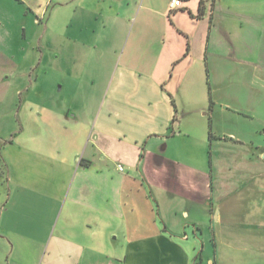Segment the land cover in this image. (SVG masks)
Wrapping results in <instances>:
<instances>
[{
	"label": "crops",
	"instance_id": "0c3cea01",
	"mask_svg": "<svg viewBox=\"0 0 264 264\" xmlns=\"http://www.w3.org/2000/svg\"><path fill=\"white\" fill-rule=\"evenodd\" d=\"M170 1L0 0V264H193L196 241L258 238L257 212L168 149L190 112L213 147L231 103L264 105L226 100L263 58L264 0ZM206 82L208 101L178 102Z\"/></svg>",
	"mask_w": 264,
	"mask_h": 264
},
{
	"label": "rangeland",
	"instance_id": "374dc122",
	"mask_svg": "<svg viewBox=\"0 0 264 264\" xmlns=\"http://www.w3.org/2000/svg\"><path fill=\"white\" fill-rule=\"evenodd\" d=\"M238 1L253 3L259 0ZM48 15L49 13H47L46 18ZM258 50L263 53V58L255 59L254 57L252 59L256 63L255 69L250 68V75L247 76L246 84L242 85L237 82L242 87L233 84L234 88L226 92L228 102L234 101V97L240 95L244 102L258 98V100L262 99L264 104V89L260 80L261 76L264 75V41ZM43 83H45L46 88H50L51 92V74L45 76ZM209 89L206 82L204 89L195 91L191 99L182 101L178 97V102L193 110L204 101L209 100ZM180 107L183 109L182 105ZM258 107L257 113H255L254 108L248 109L247 107L244 108L243 112H236L233 103H231V106H228L225 111V115L227 119L231 117L232 119H229L232 121L220 123V127L226 132L221 133L220 137L222 138L213 139L215 143L213 147L210 146V139L207 138L206 142H203L200 136L201 133L203 134L210 129L208 116L204 114L208 110L202 111L199 110L200 108L196 112H190L180 118L182 123L179 130H182L183 133H189V136L183 135L175 141H170L168 153H172L174 157H180L182 161L192 167L202 168L208 172V178L215 188L216 198L222 199L225 195H229L233 201L230 209L235 211L239 210L240 207L245 212H257L259 216L256 226L247 227L248 233L254 232L258 235V240L249 235V239L253 241L249 240L247 246H239L236 243L230 248L225 247L217 239L218 244H211L205 251H202L201 240L196 241L197 250L193 252V264L196 262L208 264L209 258L216 260L217 264H264V105ZM15 112L13 108L8 106L2 108L0 112V115L4 116V119L0 120V131H3L4 135L10 134L15 126ZM217 125L218 123H215L214 126ZM211 126L213 125L211 124ZM229 131L236 136L230 139ZM173 149L175 151H172ZM225 182L228 185L226 188L222 186ZM222 209L224 210V206ZM193 228V224L188 228L192 240L195 238Z\"/></svg>",
	"mask_w": 264,
	"mask_h": 264
},
{
	"label": "built area",
	"instance_id": "2783aa9c",
	"mask_svg": "<svg viewBox=\"0 0 264 264\" xmlns=\"http://www.w3.org/2000/svg\"><path fill=\"white\" fill-rule=\"evenodd\" d=\"M182 5V0H171L169 3V10L173 11L174 9L180 7ZM119 170L123 171L124 166L122 164H119Z\"/></svg>",
	"mask_w": 264,
	"mask_h": 264
},
{
	"label": "trees",
	"instance_id": "16d2710c",
	"mask_svg": "<svg viewBox=\"0 0 264 264\" xmlns=\"http://www.w3.org/2000/svg\"><path fill=\"white\" fill-rule=\"evenodd\" d=\"M202 2H203V0H200V3H201V9H202Z\"/></svg>",
	"mask_w": 264,
	"mask_h": 264
}]
</instances>
